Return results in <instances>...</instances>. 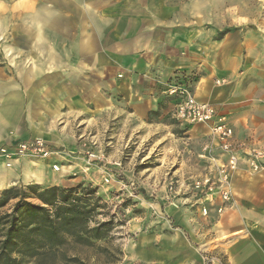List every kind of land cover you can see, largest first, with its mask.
I'll return each mask as SVG.
<instances>
[{
    "label": "crops",
    "instance_id": "crops-1",
    "mask_svg": "<svg viewBox=\"0 0 264 264\" xmlns=\"http://www.w3.org/2000/svg\"><path fill=\"white\" fill-rule=\"evenodd\" d=\"M222 7L216 0H0V143L41 138L71 168L69 152L80 150L90 121L117 122V149L150 137L173 114L163 85L199 74L189 84L195 98L225 117L237 144L264 151V28L240 22L217 37ZM189 126L201 152L210 144L212 156L226 160L207 126ZM208 158H200V171L178 162L175 190L146 210L156 219L139 228L126 264H201V249L226 264H264V156L257 171L239 162L221 213L218 199L191 189ZM49 164L0 161V191L20 178L61 185L50 182Z\"/></svg>",
    "mask_w": 264,
    "mask_h": 264
},
{
    "label": "rangeland",
    "instance_id": "rangeland-1",
    "mask_svg": "<svg viewBox=\"0 0 264 264\" xmlns=\"http://www.w3.org/2000/svg\"><path fill=\"white\" fill-rule=\"evenodd\" d=\"M216 2L223 5L217 10V15L224 17L223 23L218 24L217 37L239 26L240 22L245 27L264 28L262 0H216ZM228 20H232L234 25H225ZM3 43L0 40V48ZM197 77L199 74L189 75L185 84L196 83ZM222 81L223 79H220L216 84H221ZM163 86L165 88L166 84ZM163 120L160 127L155 128L154 135L128 140L121 149H117L116 121L112 118L98 122L90 121L89 135L81 138L84 140L80 150L69 152L76 158L71 168L64 167L69 163L63 161L60 156L62 151L58 148H56L58 156L47 160H33L59 165V171H53L50 166L48 172L51 174L50 178H53L50 182L55 180L61 185H49L48 182L26 183L20 178L10 186L37 184L42 188L50 186L92 188L94 196L100 199L103 206L96 210L89 224L108 222L106 238L95 241L94 246L73 244L69 254L76 255L85 264H126L127 251L137 240L139 228L151 224L150 220L156 219L155 214L145 218L146 210H152L151 207L155 204L152 201L157 195L164 193V190L167 192L175 190L176 179L179 178L176 170L178 162L197 165L196 168L199 167L200 171L199 160L206 158L200 155L202 153L199 150L200 141L187 134L189 125L181 124L172 113L164 116ZM77 124L76 122V126ZM209 154L212 155V150ZM62 167L66 170L63 171ZM28 200L39 202L35 198ZM13 202L14 200H11L4 210L10 209Z\"/></svg>",
    "mask_w": 264,
    "mask_h": 264
},
{
    "label": "trees",
    "instance_id": "trees-1",
    "mask_svg": "<svg viewBox=\"0 0 264 264\" xmlns=\"http://www.w3.org/2000/svg\"><path fill=\"white\" fill-rule=\"evenodd\" d=\"M102 206L90 187L28 184L1 190L0 264H85L69 252L73 244L94 246L106 238L108 222L89 224Z\"/></svg>",
    "mask_w": 264,
    "mask_h": 264
},
{
    "label": "built area",
    "instance_id": "built-area-1",
    "mask_svg": "<svg viewBox=\"0 0 264 264\" xmlns=\"http://www.w3.org/2000/svg\"><path fill=\"white\" fill-rule=\"evenodd\" d=\"M263 4H264V0ZM219 83V80L216 81ZM164 93L174 99L173 114L176 120L184 125L201 124L208 127L209 135L214 139L221 151L226 155V160L218 161L210 155V144L203 147L201 157L207 156L210 164L205 172L192 180L191 189L203 196L204 200L212 203L218 199L221 204L216 207V212L221 213L225 203L231 200L229 182L231 173L238 167L240 161H244L252 171L260 167V160L264 151L258 147H246L244 144H237L233 138V129L222 115H217L215 107L209 102L197 100L191 86L173 81L167 83ZM238 148H244L243 154ZM58 150L41 138H29L15 140L10 145L0 143V161L6 168H10L16 161L27 159H50L58 156ZM93 155L91 154L90 157ZM51 168L57 172L60 166L52 163ZM202 216L208 215L206 206L201 209ZM201 264H226L223 257L201 249Z\"/></svg>",
    "mask_w": 264,
    "mask_h": 264
},
{
    "label": "bare ground",
    "instance_id": "bare-ground-1",
    "mask_svg": "<svg viewBox=\"0 0 264 264\" xmlns=\"http://www.w3.org/2000/svg\"><path fill=\"white\" fill-rule=\"evenodd\" d=\"M3 38V37H2ZM0 39H1V36H0ZM6 54V53H5ZM62 169H63V171H65L66 169L64 168V167H62ZM36 173H37V171H36ZM36 173H30L29 175H28V178H30V179H33V180H35V181H39L40 182V179H39V175L38 174H36ZM42 174V173H41ZM26 177V176H25ZM41 178V177H40Z\"/></svg>",
    "mask_w": 264,
    "mask_h": 264
}]
</instances>
